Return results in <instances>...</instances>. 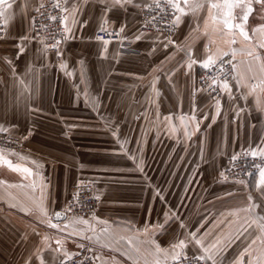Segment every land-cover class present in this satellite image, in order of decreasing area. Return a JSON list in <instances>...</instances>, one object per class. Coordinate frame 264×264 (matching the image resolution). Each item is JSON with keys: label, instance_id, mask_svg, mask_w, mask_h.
I'll return each mask as SVG.
<instances>
[{"label": "crops", "instance_id": "0c3cea01", "mask_svg": "<svg viewBox=\"0 0 264 264\" xmlns=\"http://www.w3.org/2000/svg\"><path fill=\"white\" fill-rule=\"evenodd\" d=\"M46 1L9 0L12 7L5 14L8 22L0 42V126L22 146L0 156L33 171L25 179L26 174L0 160V264H60L68 259L65 253L72 257L81 244L91 245L98 264H155L154 249L145 242L148 237L168 248L178 239L191 241L189 233L197 228L204 246L217 238L227 245L216 264H235L253 239L245 264H264L259 228L264 223V190L257 187L259 175L243 179L244 185L220 177L234 154L264 148L260 6L253 5L246 25L250 40L237 34V43L229 45L215 37L213 53L232 56L236 50V80L229 83L231 99L223 91L212 100L204 91L193 96L203 68L194 65L188 70L186 55L191 49L193 58H205L206 8L183 16L174 43L168 44L164 36L151 32L136 39L141 12L152 0H133L107 12L111 0H68L66 7L77 6L78 22L73 26L69 19L72 34L60 48L61 55L45 54L44 45L33 40L23 43L25 51L17 59L20 37L35 35L33 14ZM105 20L107 31L124 26L121 34L132 40L130 52L117 42L105 46L95 39ZM193 106L199 130L191 120ZM169 116L170 122L165 120ZM83 180L95 185V215L55 220L56 212H66L73 188ZM249 205L257 207L238 211ZM234 211L236 215H228ZM165 212H175L179 219L165 223ZM81 219L88 223H79ZM146 228L148 236L143 234ZM184 251L187 256L202 254L191 242Z\"/></svg>", "mask_w": 264, "mask_h": 264}, {"label": "snow or ice", "instance_id": "6c2138e0", "mask_svg": "<svg viewBox=\"0 0 264 264\" xmlns=\"http://www.w3.org/2000/svg\"><path fill=\"white\" fill-rule=\"evenodd\" d=\"M87 2V0H85ZM100 3H106V0H99ZM133 0H111L110 5H106L105 12L111 11L112 7L119 6L120 8H124L125 5L132 4ZM68 4V0H56L52 4L53 8L59 9L61 13H68V15H52L51 13L47 14L45 16V13L40 12V9L45 7V4L41 2L39 4V7L35 10L37 12H40L41 16H45V18L52 22H59L61 24L60 29H56L53 32H49L48 35L42 36L41 31L48 32V29L52 27V24H43L41 23L39 25V30L36 26V18H33L32 20V28L31 31L35 32L36 35H24L20 37V43L17 45L19 52L17 53V59L19 58L20 54H23L25 51V48L23 43L27 41L28 43H31L33 40L37 41L38 43L44 45L42 51L46 54L49 51V46L47 45L46 41L51 39L54 41L51 45V49L56 51V55L59 57L61 55L60 51V45L62 41H65L71 37L72 34V27L69 26L68 21L71 19V24L74 26L78 20H77V6L73 4L71 8L65 7V5ZM183 4V6H182ZM259 5L260 10L264 11V0H152V4H146L144 7H147L151 9L153 5H155V8L159 9L161 13H163L165 16H167L168 9H172V15L173 19L170 21V28L169 30H173L176 27H179L180 23L182 22V17L186 15H196L197 12H199L201 9L206 8L207 9V17L204 19V28H203V36L207 38L208 44L205 45V58L204 59H196L193 58L191 49L187 50L186 55L188 57L187 61V69L193 70L194 65H199L203 69H211L214 65H217V62L219 61V70L215 75L208 76L206 79L210 81V83L207 84V88H199L196 89L193 92V96H195L196 91H206L207 89H212L215 91L214 86L218 85L220 88L227 92L229 98H232V89L227 81V79H224L223 81L220 80L221 75H225L224 72V63L223 60L224 56L228 55V52L224 51L221 52L220 55H217L216 53L212 52V46L216 44V36H220L225 43L231 45L237 43V34L239 37H241L244 41L250 40L249 32L246 28V25L248 23L249 17L254 12L253 5ZM7 7H4V6ZM12 7V4L9 2V0H0V17H5L4 19V25L7 24L8 18L5 16L7 9H10ZM135 7L140 8V4H136ZM187 9V11H186ZM239 9V12L236 10ZM176 13H179L177 15ZM264 19V16L261 17ZM157 20L156 16H153L151 20L145 21V27H147L148 24H152L154 21ZM108 21L105 20L104 23L101 25V31L107 33L108 35H119L124 31V26H121L118 32L115 33H108L107 32V25ZM2 27V25H0ZM159 31V29H157ZM199 30V25H197V28L194 29V31ZM255 31V30H254ZM261 32H264V26L260 29ZM60 35V39H57L56 36ZM144 35L143 32H141L139 35L136 36V39L139 40ZM0 39H4L3 36H0ZM98 40H102L103 44L105 46L108 45V40H103L102 37L97 36ZM174 42L171 39H168V44H173ZM165 47H167V44H165ZM261 48H264V42L260 44ZM106 50V49H105ZM249 56H253V52H248ZM236 58V50H232V60H235ZM6 62L10 65H12V62L10 60H7ZM255 59L257 61H261V57L259 55L255 56ZM228 64H231L232 70L236 69V65L232 64V61H227ZM62 68L66 67V65H61ZM11 70L13 73H15V68L11 67ZM260 70L261 72H264V62L260 64ZM188 73L186 72L185 75ZM233 79H236L234 76ZM243 77L240 78V80H237V83H241ZM23 83V81H21ZM264 83V82H262ZM152 87H155V84L153 83ZM251 92H255V87L251 89ZM251 94V93H249ZM22 95V94H21ZM219 100L216 101L217 104V114H219L220 107H219ZM193 115L191 116V120L196 122V130H199V121L196 120L195 112L196 108L193 106ZM240 111H243V109H240ZM237 116L239 115V111L236 113ZM206 118V117H205ZM188 119L187 117H181V120L184 121ZM165 120L171 121V117H165ZM7 131L6 128L3 126H0V132ZM173 131L175 129L173 128ZM115 134V133H114ZM186 135H190L186 131ZM121 147L123 148V143H121ZM245 157L251 156L253 159L259 157L261 161H264V148H258L253 149L250 148L248 150H245L242 153ZM240 154H234L231 157V161L234 162L239 158ZM0 160H3L7 166L13 170V171H19L23 172L25 175V179L28 177L33 176V171L30 168L24 167L20 168L19 166L13 165L11 161H8L4 159L2 156H0ZM33 163H36L33 161ZM142 163V162H141ZM37 168L43 167L42 165L37 164ZM138 170L143 171L142 167L139 165L137 166ZM252 167L259 170V181L257 184L258 188H261L264 190V167H262L260 164H253ZM231 171V169H229ZM248 175H252L251 172L247 173ZM220 177L222 180H228V177L225 176L224 172L220 173ZM236 184L244 185L246 184V181L243 179H239L238 177L233 181ZM35 185H33L34 187ZM231 195V193H229ZM78 197V194H76ZM99 199V197H97ZM163 199V197H161ZM249 200L252 199L251 196L248 197ZM12 207H15V205H12ZM257 207V205H249V207L240 209L238 211H249L250 209H254ZM40 210L42 213L46 214V209L43 208L42 204L40 206ZM171 211V210H170ZM237 212H229L228 215H236ZM57 216L60 215V213H56ZM165 216V223L169 219H176L178 220L179 217L176 215L175 212H171V215L169 212L164 213ZM260 220L264 221V217H260ZM79 223L87 224L88 221L86 220H79ZM101 223H107L106 221H101ZM220 223H223L221 221ZM253 223H258V221L253 220ZM51 227H55V225H50ZM159 227H163V225H160ZM181 228H185V224L183 222L180 223ZM203 227V225H201ZM216 227H219V224L216 225ZM259 228L261 231V234L264 235V223H259ZM106 231V230H105ZM199 232V228H197L195 231H192L189 233V236L191 237V243H194L195 246H197L200 251L201 255L195 256L192 259L195 261H204L205 264L207 261H211L212 264H216V257L220 255V253L224 250V248L227 246L224 244V242L217 238L214 243L204 246V239L203 237L198 238L197 233ZM73 234H79L74 232ZM145 236H148V230L147 228L144 230L143 233ZM211 234V230L208 232H205L203 235L208 236ZM87 239H92L91 237H86ZM47 239V238H45ZM257 239H260V237H257ZM149 245H151L154 249V253L156 255V261L155 264H167L168 260L170 259L173 264H181V261H187L189 260V257L187 256V253L184 251L188 247V243L184 239H178L177 242L171 243L168 248H163L161 245L153 238L148 237L145 241ZM231 241H229L230 243ZM58 245L61 244V241L56 242ZM256 240L253 239L251 243L244 248V250L240 253L239 257L235 261V264H245L244 257L248 254L249 248L252 244H255ZM78 247H84L83 244L78 245ZM59 249H57L58 251ZM65 256L68 257V259H71V256H69L67 253H65ZM43 264V261L41 262ZM247 264H253V261L249 260Z\"/></svg>", "mask_w": 264, "mask_h": 264}, {"label": "built area", "instance_id": "2783aa9c", "mask_svg": "<svg viewBox=\"0 0 264 264\" xmlns=\"http://www.w3.org/2000/svg\"><path fill=\"white\" fill-rule=\"evenodd\" d=\"M56 2V0H48L46 1L45 7L40 9V12L45 13V16L49 13L52 15H65V13H61L59 9L53 8L52 4ZM62 2V0H61ZM149 4H152L150 2ZM67 5V4H66ZM65 5V7H66ZM168 15L165 16L163 13L160 12L159 9L155 8V5L151 9L144 7L141 16H140V26L139 30L141 32H151L156 33L159 35L164 36L166 39H172L177 31L178 27H176L173 30H169L170 28V21L174 18L172 13V9H168ZM40 12H37L35 10L33 14V18H36V26L39 30V25L41 23L43 24H52V27L48 29V32L41 31L42 36L48 35L49 32H53L56 29H60L62 26L59 22L52 23L48 21L45 16H41ZM177 14V13H176ZM178 15V14H177ZM153 16L157 17V20L154 21L152 24H148L147 27H145V21L151 20ZM0 36H3L5 38V25L4 20L2 17H0ZM159 29V31L157 30ZM108 33H115L118 31H107ZM35 33V32H34ZM36 35V33H35ZM97 36H100L103 38V40H108L109 42H117L121 45V48L124 52H130L131 46H132V40L129 38L124 37L121 33L119 35H108L105 32L97 31L95 34V39H97ZM57 39H60V35L58 34L56 36ZM4 39H0V42ZM66 41V40H65ZM65 41H62L60 48L64 45ZM102 41V40H98ZM47 45L49 46V52L56 53L55 50L51 49L52 43H54L53 40L49 39L46 41ZM224 63V72L225 75L220 76V80L223 81L224 79H227L228 83L235 82L236 79H233V77H236V69L232 70L231 64H228L227 61L231 60L232 64L236 65V59L232 60L231 55H227L223 57ZM219 70V61L217 62V65H214L210 70L209 69H202L199 73L198 80L200 88H207V84L210 83L206 78L211 75H215ZM215 91L212 89H207L204 91L210 99L216 100L221 97L223 90L220 88L219 84L214 86ZM22 148L21 143L16 138L0 132V150L5 151H18ZM253 164H260L262 167H264V161H261L259 157L253 159L250 155L245 157L243 154L239 155V158L232 162L231 158L228 160L227 166L224 169L225 176L228 177V180H235L237 177L239 179H247L252 176H258L259 170L252 167ZM231 169V171H229ZM251 172L252 175H248L247 173ZM78 194V197L76 196ZM97 209V197L95 193V185L92 181H79L75 187L73 188V195L67 205L66 213L69 216H76V217H83V218H92ZM189 260L181 261V264H205L204 261H195L192 258L195 256H188ZM60 264H98L96 257L93 253V249L91 245L86 244L84 247H81L77 253H75L71 259H67L63 261ZM173 264V262L171 263ZM206 264H212L211 261H207Z\"/></svg>", "mask_w": 264, "mask_h": 264}, {"label": "water", "instance_id": "95a60500", "mask_svg": "<svg viewBox=\"0 0 264 264\" xmlns=\"http://www.w3.org/2000/svg\"><path fill=\"white\" fill-rule=\"evenodd\" d=\"M56 213H60V215L57 216ZM56 213H55V216H54V219H55V220H59V221H60V220H64V219H66V217H67L66 212L58 211V212H56Z\"/></svg>", "mask_w": 264, "mask_h": 264}, {"label": "rangeland", "instance_id": "374dc122", "mask_svg": "<svg viewBox=\"0 0 264 264\" xmlns=\"http://www.w3.org/2000/svg\"><path fill=\"white\" fill-rule=\"evenodd\" d=\"M21 150V149H20ZM18 150V151H20ZM18 151H5V150H0V152H6V153H15V152H18ZM212 263V262H211Z\"/></svg>", "mask_w": 264, "mask_h": 264}]
</instances>
